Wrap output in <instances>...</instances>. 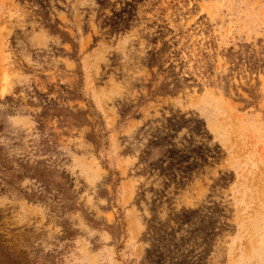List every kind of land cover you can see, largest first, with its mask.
<instances>
[{
    "label": "rangeland",
    "instance_id": "374dc122",
    "mask_svg": "<svg viewBox=\"0 0 264 264\" xmlns=\"http://www.w3.org/2000/svg\"><path fill=\"white\" fill-rule=\"evenodd\" d=\"M0 148L2 264H264V0H0Z\"/></svg>",
    "mask_w": 264,
    "mask_h": 264
},
{
    "label": "trees",
    "instance_id": "16d2710c",
    "mask_svg": "<svg viewBox=\"0 0 264 264\" xmlns=\"http://www.w3.org/2000/svg\"><path fill=\"white\" fill-rule=\"evenodd\" d=\"M207 73L208 72L203 71L202 75L206 76L208 75ZM150 96H153L152 93ZM249 97L252 101L256 100L253 92L249 93ZM12 164L15 166H12ZM26 177L43 185L46 190L45 192L48 194H50L49 190L53 187V184L57 182L49 170L45 169L41 172L37 166L33 167L22 161H12L4 154V149L0 148V197L4 195H13L14 193H22V191L18 189V185ZM32 198H37L34 200L41 199V197L35 196ZM3 243H5V241H3L0 236V260H4V256H6L2 246Z\"/></svg>",
    "mask_w": 264,
    "mask_h": 264
}]
</instances>
